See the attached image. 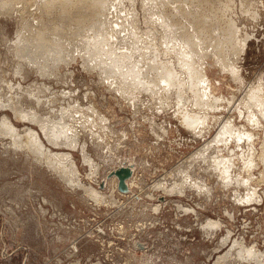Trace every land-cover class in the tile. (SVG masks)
<instances>
[{
    "label": "rangeland",
    "instance_id": "1",
    "mask_svg": "<svg viewBox=\"0 0 264 264\" xmlns=\"http://www.w3.org/2000/svg\"><path fill=\"white\" fill-rule=\"evenodd\" d=\"M224 1L226 0H215V4ZM23 2L27 1H18L9 13L0 11V57L6 55L0 58V77L2 76L0 96L3 94L4 98L8 96L16 98L24 94L20 98L21 102L24 100L23 106L40 112L38 108L40 106L35 105L33 101L35 96H38L44 103L41 112L48 114L47 110H50L52 117L63 107L68 108V111L80 112L79 117L83 120L91 114L92 117L101 119L105 125L107 124L108 128L104 126L103 130L108 134L103 142L95 140L94 130L85 127L83 120L80 119L78 124L82 123L83 126L79 127V137L75 136L76 140H72L70 144L61 142L53 144L44 137L39 124L26 118L16 117L10 108L4 111L17 127L30 126L36 129L46 146L52 150L70 153V158L78 169V184L73 185L64 180L45 162L37 159L30 150L25 148H22V151L20 148L10 150L6 146V142L11 140L10 137L0 134V191H2L0 192V264H215L219 256H222L220 264H264V180H261L264 174V111L261 109V100L251 106H247L246 103L248 93L257 89L264 100V0H228L229 7L224 14L234 18L241 37H245L244 47L234 59L239 78L234 77L228 68H222L219 61L215 62L212 58L201 61V65L204 68L207 67L206 91L223 95L228 100L217 101L218 104L209 110L206 119L209 117V120H212L211 126L197 138L191 135L188 125L180 123L177 115L175 116L174 99L169 101V104H164L166 108L163 109L156 103V98L151 97L150 94L154 92L144 87L140 81H137L134 86L120 76L109 80L103 78L105 76L101 73L103 64L98 63L96 66L86 64L82 56L83 50L78 48L80 46L77 47L74 44L70 46L73 47L74 57L68 58V63L63 61L62 65L58 64L52 71L56 73L55 75L41 74L34 68L30 69L29 66H26L27 70L25 68L24 74L15 73L16 64L15 62L11 64V60L17 57L13 51L10 53V50L12 46L14 47L13 42L17 38L21 22L32 21L37 4L36 1L31 2L29 6L24 3L27 9L21 11ZM164 2L153 7L149 5L148 0H110L106 10V23L114 28H121L120 23L124 24L123 18L136 14L138 30L128 31L132 38L129 40L131 47L130 45L128 47L123 42L127 36L120 37L123 34L122 25V29L108 36L105 50L109 47L111 52L116 51L118 55L129 57L126 60L129 66L135 63L134 68L141 71V68L144 70L146 61H156L152 56V46L156 44L163 52L159 54L158 59L173 60L180 64L181 59L178 57L182 56H178L177 46L171 47L170 43L171 48H165L164 42H161L164 41V37L160 32L156 33L157 39L153 40L152 28H155V24L160 28L159 22L168 15L177 17L176 11L180 6L187 8V6L195 5L193 2L184 4L175 0ZM116 15L122 19L116 20ZM245 22L248 23L245 24ZM217 27L220 26L217 24L212 26L214 35L218 34ZM6 35L8 37H5ZM4 48L5 50H2ZM105 58H108V55ZM2 68H5L4 72ZM141 74L149 77L147 78L149 80L153 77L146 72L141 71ZM185 75H187V69L184 74L182 73L183 77ZM57 76H60L59 80ZM147 79L146 81L150 82ZM2 88L4 91L1 90ZM163 88L165 85L161 87V84H158L154 90L156 92ZM187 90L191 92L188 87ZM166 91L167 97L176 96L173 90L167 88ZM31 104L34 106L31 107ZM2 109L5 108L0 106V116L4 113ZM188 109L196 110L190 103ZM226 120L232 128L228 129V142L220 145L212 139L223 128ZM243 130L250 131L252 136L247 137V134L242 133ZM81 132H84L82 137ZM205 142L209 143L205 145ZM204 147L206 150L201 153ZM105 151L114 155L116 160L110 161L112 166L105 172L100 162V167L96 168L98 173L93 166L100 161L99 153L102 154ZM83 153L88 155L91 153L89 156L92 161L84 160ZM217 155L226 157L225 162L229 155L234 156L235 165L231 167V174L226 171L221 172L217 168L216 163L220 161ZM127 157L129 162L134 163L131 176L133 175L138 183L133 184L132 188L138 197H132L131 193H123L117 188L111 190L105 179L107 172L110 169L114 170L120 161L127 165L125 162ZM43 161H45L44 158ZM136 161L138 166L135 165ZM221 161L220 165L224 160ZM111 176L117 181L114 175ZM82 184L104 190V197L97 200L83 190ZM4 186L7 187L4 188ZM138 187L141 189L139 190ZM174 198H177L179 203ZM116 210H118L117 213ZM6 216H9L8 219ZM210 219L215 222L214 225L207 224ZM28 220L30 223L27 222ZM148 222L149 225H147ZM74 225L77 227L75 228ZM21 227L24 229L21 230ZM238 244L252 247L255 251L257 250L258 256L247 253L238 254L236 249L239 247Z\"/></svg>",
    "mask_w": 264,
    "mask_h": 264
},
{
    "label": "bare ground",
    "instance_id": "2",
    "mask_svg": "<svg viewBox=\"0 0 264 264\" xmlns=\"http://www.w3.org/2000/svg\"><path fill=\"white\" fill-rule=\"evenodd\" d=\"M18 1H20V0H0V11H2V12H8L9 13V11L11 9H13L12 7H14V5ZM24 1H27V2H23L22 7H21L22 8L21 11H25L27 9V6L25 5L26 3L29 6L31 4V2L36 1L37 4H36V9L33 12L32 21L24 20L23 22H21V24H20V26L18 28V31H17V38H16V40L14 39L15 41L13 40L14 41L13 42L14 47L13 46L11 47V50H10L11 52L10 53H12V51H13L14 52V55L17 57L15 60H11V64H12V62H15V64H16L15 73H17V74H22L23 73L24 74V72L27 70L26 66H29V67H31L30 69L34 68L37 72H39L41 74H48V75L54 74V72L52 73V71H53V69L58 64H61L62 65V62L63 61H65V62L68 63L69 62L68 58L71 59L72 57H74L73 54H72L73 47H70V46L72 44L77 45V47L80 46L78 48L81 49V50H83L82 56H83V59L86 62V64H94L95 66L98 63H99V65L101 63L103 64V66L101 68V70H102L101 73H104V75H105V76H103V78H106V79L109 80V79H112V78L114 79L116 76H120L124 81H127L128 83H130L131 85H134V86H136V82L137 81H140V83L144 87H146L150 91L154 92V94L153 93L150 94L151 97H153L154 99L156 98V100H157L156 103H158L159 104V107L160 108H163V109L166 108V106L164 104H169V101H173V99H174V104L176 105L175 106L176 108L174 109V111L176 113L175 116L177 115V118L180 121V123L183 122V123H185V124L188 125L187 127H188L189 132L195 138L202 136L205 133V131L208 130V128L211 126L212 120H209L210 119L209 117L206 119V115L209 114V110L210 109H213V107H215L218 104L217 101L222 100V99L223 100L224 99L225 100H228V98H225L223 95L215 94L213 91H209V92L206 91L207 81H205V77H206V74H207L206 73V68L207 67L204 68L201 65V61L205 60L206 58H212L215 62L216 61H219L220 62L219 64L222 65V68H224V69L228 68V70L231 71V73L233 74L234 77L239 78V73L237 71L236 66L234 65L235 64L234 63V59L237 58V54L239 52H241V50L243 49V47H244L243 46V43H244L243 41H245L244 40L245 37H241V35H240V29L238 28V26H237L234 18L233 17H230V16L227 17L224 14V11L227 10L228 7H229L228 0H226L224 2H221L219 4H215V0H175V1L182 2L184 4H187V2H193L195 6L194 7L187 6V8H184V7L180 6L179 10L176 11V14H178L177 17H175V16L173 17L172 15H168L167 18H165L161 22H159L160 28H158L157 27L158 25L155 24V28H152V30H153L152 32H153V35H154L153 40L157 39L155 37L157 32H160L163 35V37H164L163 40L164 41H161V42H164L165 48L170 49L172 46H177L176 52H177L178 56H180V55L182 56V57H178V58L181 59L180 60V64L175 63V61H173V60L172 61H170V60L169 61H164L162 59H158L159 54H162L163 52H161L158 49L159 48L158 45L153 44V46H152V51H153L152 56H153V58L156 59V61H152V60L151 61H146L144 70L140 67L142 72H146V73L150 74L151 76H153L151 78V80L147 79L149 77H144L143 74H141V71L136 70L134 68L135 63L134 64H131L132 66H129V64L126 62V60L129 59V57H123L122 55H118L116 51L115 52H111L109 47H106V50H105V46L108 44V36L111 35V34L116 33L118 30L122 29V25H123V29H122V31H123L122 33L123 34L120 37L123 38V37L127 36V38H125L123 42H124V45H127L129 47L130 42H131L129 40L130 39L132 40V38L129 35L128 31L129 32H132L134 30H138L137 23H136V18H135L136 14H133V15H131L129 17H125L123 19L119 15H116L117 16V19L116 20L122 19L124 21V24L122 22V23H120L121 28H114L112 25H108V23H106L107 22V20H106V18H107V16H106V10L109 7L110 0H24ZM144 1H146V0H144ZM164 1L165 0H148V3H149L150 6L155 7L154 5H157V4H160V3H165ZM143 5L144 4H142V6ZM252 10H254V9H252ZM159 12L160 13H163L161 10H159ZM165 12H167V11H165ZM255 12H257V11H255ZM8 17H10V16H8ZM214 20H216L217 22L215 23ZM246 23H248V22H245V24ZM214 24H217L218 26H220L219 28L217 27L218 30H219L217 35H214L212 33V26H214ZM160 29H162V30H160ZM90 31L92 33H90ZM244 33H245V31H244ZM241 34H242V32H241ZM5 37H8V36L6 35ZM0 38H1V36H0ZM7 40H9V39L7 38ZM5 41H6V39H5ZM170 43H171V47H169ZM130 47H131V45H130ZM2 50H5V48L2 49ZM3 52L5 54H7L6 51H3ZM8 54H9V52H8ZM67 55H70V56L67 57ZM106 55H108V58H105ZM5 56H3V58ZM11 64H10V66H11ZM25 68H26V70H25ZM66 68H68V66ZM3 69H5V68H2L1 70H3ZM8 69H10V68H7V70ZM30 69H29V72H31ZM58 69H59V66H58ZM185 69H187V75H185L183 77L182 76V73L183 74L185 73ZM10 70H12V69H10ZM71 70H72V68H71ZM88 71H89V69H88ZM3 72H4V70H3ZM90 72H91V70H90ZM151 72H152V74H151ZM153 72H154V74H153ZM65 73H66V71H65ZM60 76H61V73H60ZM60 76H57V79ZM109 77H111V78H109ZM187 77H188V79H187ZM0 78H2V76ZM23 78H24V76H23ZM146 79L149 80L150 82H147ZM6 80H7V78H6ZM14 80H15V78H14ZM18 80H19V78H18ZM60 82H62V80ZM209 82L211 84V80H209ZM262 83H263V81H262ZM158 84H161V87H163L165 85V88H163V90H160V91H156L155 92L154 89H155V87H158ZM54 85H56V84H54ZM68 86H70V85H68ZM187 87L191 91L190 93L188 92ZM253 87L254 86H252V88ZM167 88H168V90L169 89L170 90H173V92L176 94V96H173L172 98L167 97V94H166V92H167L166 89ZM1 90L4 91L3 88ZM12 91H13V89L10 91V94H11ZM247 91L248 90H246V92ZM149 93H151V92H149ZM158 94H160V95H158ZM244 94H246V93H244ZM23 95L24 94H22V96ZM2 96H3V94H2ZM2 96H0L2 98L0 100V106H2L3 108H5V109H2L3 112L7 108H10V109H12V111L15 114L16 117L26 118V119H29V120H31V121L39 124L40 125V129L42 130V132L44 134V137L50 143L58 144L59 142H61V143H65V144H70V142H72V140H76L75 136H78L79 135V133H78L79 130H80L79 127L83 126L82 123L81 124H78V120L82 119L81 117H79L81 115V113L80 112H75L74 110L68 111V108H66V107L61 108L58 111L59 113H55L54 114V117H52L51 112H49L50 110H47L48 114H43L41 112L43 110V109H41V107L43 108L44 103H43V100L40 97H38V96H35V99L33 101H35V105L40 106L38 108H40V110H41L40 112L41 113L38 112L36 109L25 108L23 106V103H22L24 100L21 102V99H20L22 96L20 97L18 95L16 98H13L11 96H8L7 98H4ZM86 96H87V94H86ZM78 97H79V95H78ZM49 98H48V100L50 101ZM154 99H151V100H154ZM260 100H261L260 105L262 106L261 109L264 111V100L262 98V94L260 95L258 93V89L257 90H252V91H250L248 93L247 98H246V103H247V106H251V104H256V103L260 102ZM26 101H28V100H26ZM158 101H162V102H158ZM187 102H188V104H187ZM24 103H26V102H24ZM189 103L196 109L195 111H191V110L188 109ZM60 104H61V102H60ZM32 106H34V105L31 104V107ZM237 106H239V105H237ZM43 112H45V111H43ZM53 112H54V109H53ZM178 115H179V117H178ZM90 116H91V114H89V117L86 118L87 120L86 119H84V120L82 119L83 120V123H84L85 127H88V128H91V130H94L93 135L95 136V140H98L99 142L100 141L103 142L104 138L106 137V134H108L106 131L103 130L104 126H106L107 124L105 125V123L102 122L103 120L101 121V119H96L95 117H92V116L90 117ZM209 116H211V115H209ZM84 118H85V116H84ZM98 118H99V116H98ZM106 122H107V120H106ZM231 128H232V126L226 120V123H224L223 128L219 131V133L212 140L217 141L218 144H220V145H223V142L224 143H227L228 142V139H229L228 138V136H229L228 135V132H229L228 129H231ZM105 130H107V129H105ZM132 130H134V129H132ZM84 132H81V135H80L81 137L83 136V133ZM111 132H112V129H111ZM87 133H89V132H87ZM242 133L243 134H247V137L252 136V133L250 131L248 132V130H243ZM0 134L10 137L11 140H9L8 142L5 141L7 148H9L10 150L12 148H13V150L14 149H19V148H20V150L22 148H25L26 150H30L37 159H39L43 163L45 162L50 169H52L54 172H56L64 180H67L69 183H71L73 185L75 183L78 184V182H77L78 181V178H77L78 177L77 176L78 175V169H77V167L75 165V162L70 158V153H68V152H66V153L58 152V151L52 150L50 147L46 146L45 142L41 138L40 133L36 129H34V128L30 127V126H23L21 128L20 127H17L12 122V120L7 115V113L4 112L0 116ZM119 134H121V133H119ZM239 138H241V137L239 136ZM116 139H118V137ZM121 140H123V139H121ZM158 140H160V138ZM92 142H93V140H92ZM208 143L209 142H205V145L208 144ZM2 144H3V142H2ZM259 146H262V145H259ZM263 146H264V144H263ZM86 148H87V146H86ZM5 149H6V147H5ZM13 150H12V152H13ZM20 150H19V152H20ZM205 150H206L205 147L203 149H201V153H204ZM90 154L91 153H89V155ZM24 155H27V154H24ZM89 155L86 154V153H83L84 160H87L89 162L92 161V158ZM259 155H261V154H259ZM99 156H100V161L97 162L95 166H93L94 169L97 172H98V170L96 168H99L100 167V164H99L100 162L103 164V168L102 169H103V172H105L106 169H108V168H110L112 166V164H110V161H115L116 160L115 156L114 155L112 156L111 153H108L107 151H105L102 154L99 153ZM43 158H44L45 161H43ZM218 158L220 160L219 162H222L221 161L222 159L224 160V162H223L222 165H220L221 163L217 162L216 165L218 167L217 166L216 167L221 172L222 171H224V172L226 171L227 173L231 174L232 173L231 167L233 165H235L234 156L233 155H229L226 162H225L226 157H224V156L221 155V156H218ZM258 158H260V157H258ZM125 162H127V165H131L130 167H131V174H132V171L134 169V163L133 162H129V158L128 159H125ZM138 162H139V160H138ZM139 163H141V161ZM263 163H264V161H263ZM120 165H125V164H124L123 161H120L119 164L117 163L114 168H117ZM135 165H137V166L139 165L137 163V161L135 162ZM144 166H146V164ZM32 167H34V166H32ZM39 167H40V165H39ZM193 169H194V167H193ZM110 170H109V172H107V174L105 176V179L107 181L108 186L110 187L111 190H115L117 188L119 191H121L118 188V185H117V183H118L117 176L114 173H112V170L111 171ZM201 173L203 174V172H201ZM131 174H130V176H131ZM111 175H114L116 177L117 181ZM54 176H55V174H54ZM129 177H127L125 179L126 180V184H127V190L126 191H121V192H123V193H129V194L131 193L132 194L131 195L132 197H134V196L135 197H138V194L137 193H134L133 192V188H132L133 184H137L138 181H135V178H134L133 175L130 178ZM247 177L248 176H246V178ZM204 178H205V176H204ZM249 178L247 180L248 182H249ZM261 180H264V174H263ZM12 184H11V186H12ZM154 184H156V183H154ZM11 186H9V187H11ZM141 186H142V184H141ZM5 187H7V186H4V188ZM82 187H83V190L89 192L97 200H100L101 198L104 197V194H105L104 193L105 192L104 190L101 191L99 189H95V188H93L90 185H86L85 186V184H82ZM66 188L68 189V187H66ZM138 189H139V187H138ZM140 189H141V187H140ZM10 190L12 191L13 188L10 189ZM0 192H2V191H0ZM141 192H143V191H141ZM152 192H153V190H152ZM227 192H226V194H227ZM7 193H8V191H7ZM10 194H11V192H10ZM23 194H21V195H23ZM148 195H150V194H148ZM12 196H14V195H12ZM16 196L18 197V195H16ZM177 196H179V195H177ZM226 196H228V195H226ZM190 197H192V195ZM0 198H1V196H0ZM25 198H27V196H25ZM151 198H153V197H151ZM167 198H168V196H167ZM171 198H173V197H171ZM38 199H39V197H38ZM45 199H46V197H45ZM116 199H117V197H116ZM174 199H176V201H178V203H179V200H177V198H174ZM199 199H201V198H199ZM28 200H30V199L28 198ZM50 200H49V202H50ZM149 200H151V199H149ZM17 201H18V199H17ZM51 201H54V200H51ZM168 201H167V203H168ZM123 203H125V201ZM206 203H207V201H206ZM50 204H52V203H50ZM132 204H130V206ZM249 204H251V203H249ZM202 206H204V205H202ZM58 207H60V206H58ZM123 207H124V205H123ZM138 208H137V210H138ZM157 208H159V206H157ZM157 208H156V211H157ZM59 209H57V210L59 211ZM121 209H123V208H121ZM143 209H144V207H143ZM117 211L118 210H116V213H117ZM198 212H200V210ZM34 213L35 212H33V214ZM36 213H38L37 210H36ZM193 214H195V212ZM43 215H44V213H43ZM12 216H13V213H12ZM42 216H41V218H42ZM51 216H52V214H51ZM8 217H7V219H8ZM145 217H146V215H145ZM219 217H220V215H219ZM219 217H218V219H219ZM61 218H62V216H61ZM13 219H15V218H13ZM147 219H146V221H149V219L148 220ZM35 220L37 222V219L36 218H35ZM40 221H42V220H40ZM152 221H153V219H152ZM152 221H150V222L152 223ZM27 222L30 223L29 220ZM219 222H220V220H219ZM16 223H17V221H16ZM200 223H202V222L200 221ZM28 224H27V226H28ZM207 224L210 226V225H214L215 222H213L210 219L207 222ZM33 225H34V223H33ZM147 225H149V222H148ZM44 226H46V224ZM51 226H52V223H51ZM12 227H14V226H12ZM74 227H75V225H74ZM22 228L23 227H21V230H22ZM51 228H49V229H51ZM70 228H72V227H70ZM42 230H45V229H42ZM206 232H208V231L206 230ZM208 233H210V232H208ZM231 236H234V235H231ZM231 236H229V237H231ZM249 241H251V240H249ZM244 243H245V241H244ZM216 244H218V243H216ZM238 245H239L238 248H236V246H235V248L238 249L237 250L238 254L244 255V253H247V254H250V255H253V256H258V253L256 252L257 250L255 251L254 249H252V247H245V246H243L241 244H238ZM254 245H256V244H254ZM214 247H216V246H214ZM224 249H225V247H224ZM221 259H222V256H219L214 263L215 264H220V260ZM233 260H234V256H233ZM235 261H236V259H235ZM237 263H238V261H237ZM247 263H249V262H247Z\"/></svg>",
    "mask_w": 264,
    "mask_h": 264
},
{
    "label": "water",
    "instance_id": "3",
    "mask_svg": "<svg viewBox=\"0 0 264 264\" xmlns=\"http://www.w3.org/2000/svg\"><path fill=\"white\" fill-rule=\"evenodd\" d=\"M131 165H120L114 170H112V173H114L118 178V188L121 191L127 190V184H126V178L130 176L131 174Z\"/></svg>",
    "mask_w": 264,
    "mask_h": 264
}]
</instances>
